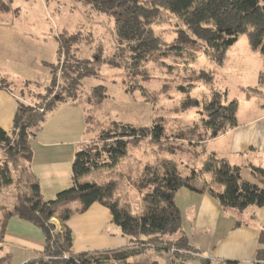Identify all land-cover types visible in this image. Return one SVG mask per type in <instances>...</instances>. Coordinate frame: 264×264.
I'll use <instances>...</instances> for the list:
<instances>
[{
	"label": "rangeland",
	"instance_id": "374dc122",
	"mask_svg": "<svg viewBox=\"0 0 264 264\" xmlns=\"http://www.w3.org/2000/svg\"><path fill=\"white\" fill-rule=\"evenodd\" d=\"M3 1L8 8L0 11V86L13 94L0 91V124L7 132L11 133L13 128L17 105L15 98L27 105H40L60 91L62 77L52 91L49 92L47 87L51 84L54 71L60 75L57 69L59 43L56 37L63 31L68 34L81 31L85 39L88 37V42L80 41L77 47L70 45V53L89 60L96 56V62L93 63L94 73L79 78L74 96L67 97L64 94L63 97L75 98V103L80 104L83 110L63 107L54 110L57 115L45 124L53 134L55 128L63 127L68 130L65 139H85L86 147L97 144V148H100L99 142L95 141L101 131L118 133L121 126L128 125L149 128L152 134V126L158 133L156 125H162L163 135L160 139L156 140L150 134L140 139H128L126 155L117 162L119 168L103 167L91 171L89 180L85 181L101 185L113 182L112 199L130 213L137 214L142 209V194L145 190L140 192L134 182L140 181L147 168L152 172L154 169H164L166 163L172 162L180 175L186 176L191 170L202 167V161L207 156L206 151L200 150L202 144L191 146L186 139L177 137L183 132L195 140V136L201 132L202 120L208 116L203 111V99L210 100L216 93L220 101L237 100L235 121L239 128L230 136L232 151L231 154L228 152L229 159L237 163L250 162L257 167L261 161L264 163L262 151L248 152L244 158L234 155L244 141L254 137L251 130L259 126L255 118L264 114V60L260 52L252 48L246 33L241 34L225 51L220 63L212 59L204 48L196 50L193 45H187L185 52L178 55L171 48L176 44L175 40H171L180 32L192 38L195 36L176 16L166 11L162 0H158L152 10L145 12L150 15L148 18L142 16L143 12L139 8L126 12L131 20L129 26L142 40L150 32L156 37L154 42L147 39V46L152 51L138 58L131 46L118 41L114 17L106 10L98 9L91 1ZM138 14L147 21H139L136 17ZM177 28L179 32L174 30ZM44 61L52 66L45 65ZM97 85L105 87L106 97L101 102L90 98L92 88ZM180 85L187 92H182ZM250 87H256L258 91L248 93ZM65 101H58V105ZM39 110L42 111V108L39 107ZM70 110H75L77 115L70 114ZM193 124L198 129L192 136L189 130ZM205 136L208 137L207 133ZM220 141L213 139L208 145L221 146L223 143ZM247 146L242 149L248 151ZM3 158V151L0 150V165ZM10 168L14 183L0 190V203L9 209L16 203L14 194L21 190L25 177L33 175L22 158ZM242 169L246 172L242 173L243 179L247 180L246 174L252 175L248 172L250 169L248 166ZM119 170L122 172L121 177ZM255 171L262 181L264 174ZM19 172L20 177L17 179L19 175L16 174ZM54 218L51 217L49 222L53 223ZM61 231V227L58 230L54 228V232ZM44 257L41 253L36 258ZM144 257L151 258L147 253L131 260L138 261Z\"/></svg>",
	"mask_w": 264,
	"mask_h": 264
},
{
	"label": "trees",
	"instance_id": "16d2710c",
	"mask_svg": "<svg viewBox=\"0 0 264 264\" xmlns=\"http://www.w3.org/2000/svg\"><path fill=\"white\" fill-rule=\"evenodd\" d=\"M86 1H91L98 9H104L114 17L118 41L122 45L131 46L138 58L152 51L147 46V39L154 42L156 37L150 32L144 38L145 40H142L143 38L129 26L128 23L131 20L126 12L139 8L143 12L142 16L146 15L148 18L150 15L145 12L152 10L158 0ZM162 2L166 11L176 16L195 36L192 38L187 33L180 32L171 40V42L175 40L176 44H173L171 48H174V52L178 55L185 52L187 45H193L196 46L194 48L196 50L204 48L212 59L220 63L225 51L238 40L241 34L246 33L252 48L257 49L264 60V0H162ZM7 8V4L2 0L0 11ZM136 17L139 21H147L139 14ZM142 27L145 28L143 25ZM174 30L179 32V28ZM56 39L59 43L57 69L60 75L54 71L47 90L50 92L57 87L58 79L62 77L60 91L51 98L43 97L46 99L40 105L31 106L18 101L11 133L0 126V150L4 155L0 165V190L14 183L10 166H16L21 158L29 166L32 159L31 141L46 118L63 105V102L58 105V101L75 102V98H63L64 94L67 97H73L79 78L94 73L93 63L96 62V56L93 60H89L78 58L70 53V45L77 47L80 41L88 42V37L85 39L81 31H74L71 34L63 31L57 35ZM132 58L134 59L135 56L132 55ZM71 60L72 62H69ZM44 64L52 66L49 62ZM3 88L4 86H0V89ZM179 89L187 92L183 85H180ZM257 91L256 87L248 89V93ZM216 94L210 100L203 99V111L208 116L202 120L201 132H198L195 140L190 139L183 132L177 137L178 139H186L191 146L198 144L201 146L208 137H216L227 128L236 126L237 100L220 101ZM105 97L104 86L97 85L92 88L90 98L101 102ZM47 110L50 111L45 113ZM154 127L152 126V134L148 131L149 128L128 125L121 126V131L118 133H112L109 130L101 131L98 140L95 141L99 142L100 148H97V144H93L75 153L71 165L72 184L58 191L53 198L45 199L37 178L34 175L32 177L27 175L22 182L21 190L16 191L14 207L9 209L0 203V252L7 220L11 216H17L41 227L45 234V246L42 253L46 258L30 259L23 264H158L156 259L147 257L138 261L131 260L144 255L148 250L167 252L172 261L185 263L189 258H197L201 264H210L209 261L196 257L193 254L195 250L188 244L185 236L177 234L180 229V211L175 204L174 193L179 188L186 187L194 191H207L223 206L243 209L250 204L264 205V186L242 179L237 165L218 157L214 152H209L206 159L202 161V167L191 170L186 176L180 175L172 162L166 163V168L154 169L152 172L147 168L140 181L134 182L140 192L145 190L142 194V209L137 214L130 213L112 199L113 182L107 185L85 181L80 183V178L91 171L103 167H114L126 155L128 139H140L149 134L156 140L160 139L163 135V127L161 124L156 125L158 133L154 131ZM197 129L198 126L193 124L189 130L192 136ZM200 150L205 151L203 145ZM255 169L264 174L263 169L254 168V171ZM204 174H209L210 179L203 180L202 186L197 187L196 182ZM16 175H19L17 178L19 179L20 172ZM214 185H220L222 189L217 190ZM73 202H76L78 206L73 207ZM94 202L107 206L114 224L128 236L130 244L125 248L73 252V235L67 226V221L74 212L84 211ZM51 217L59 220L61 232H54L55 227L49 222ZM259 243L261 247L257 249L255 258L258 261H264V229L260 230ZM0 264H9L7 254L0 255Z\"/></svg>",
	"mask_w": 264,
	"mask_h": 264
},
{
	"label": "crops",
	"instance_id": "0c3cea01",
	"mask_svg": "<svg viewBox=\"0 0 264 264\" xmlns=\"http://www.w3.org/2000/svg\"><path fill=\"white\" fill-rule=\"evenodd\" d=\"M0 91L11 94L5 88ZM15 100L18 105L19 100L16 98ZM60 107H63L62 109L82 108L83 110V107L75 102L63 103ZM55 111L42 123L31 141L32 159L29 169L37 178L45 199L53 198L58 191L72 184L71 165L74 155L87 144L85 139H65L68 133L66 128L57 127L53 134L51 128L45 126L51 117L57 115ZM70 114L77 115V112L70 110ZM255 119L259 121V126L251 130L254 137L249 141H244L238 152L233 150L236 151L234 155L244 158L248 152H264V114H260ZM0 126L3 128L1 124ZM238 128L237 123L236 126L227 128L216 137H208L202 143L206 151L204 152H214L218 157L237 165L240 168L242 179L244 176L242 173H246L242 168L248 166L250 169L248 172L252 175L246 174L247 181L264 186V179L260 181L259 174L254 171V168L264 170L262 161L257 167L252 166L250 162L248 164L237 163L229 159L228 152L231 154L232 151L229 145L230 136ZM213 139L214 141L221 140L223 144L210 147L208 143ZM246 146L249 147L248 151L242 149ZM114 167L119 168V164L117 163ZM89 173L83 175L80 180H89ZM118 173L121 177L122 172L119 170ZM205 179L209 180L210 175L204 174L196 182V186L201 187ZM214 187L217 190L222 189L220 185H214ZM174 201L180 211V229L177 234L185 236L188 244L195 250L193 254L196 257L205 259L210 264H264V261H258L255 258L257 249L261 247L259 234L260 230L264 229V205L250 204L243 209L223 206L207 191H194L186 187H181L174 193ZM14 205L13 203L12 206ZM72 205L73 207L78 206L76 202ZM54 220L53 224L58 230L61 225L58 219L54 218ZM67 226L73 235L72 250L74 253L116 250L130 244L128 236L124 235L121 229L114 224L108 207L100 202L92 203L84 211L74 212L68 219ZM44 246L45 234L41 227L17 216H11L7 220L1 252L2 255H8L9 264H23L38 257ZM147 253L151 259H156L158 264H201L197 258H189L185 263L172 261L169 253L163 251L148 250L145 254Z\"/></svg>",
	"mask_w": 264,
	"mask_h": 264
}]
</instances>
